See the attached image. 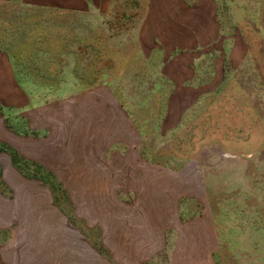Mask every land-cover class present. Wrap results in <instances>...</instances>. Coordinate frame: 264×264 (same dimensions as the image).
I'll list each match as a JSON object with an SVG mask.
<instances>
[{
    "label": "rangeland",
    "instance_id": "1",
    "mask_svg": "<svg viewBox=\"0 0 264 264\" xmlns=\"http://www.w3.org/2000/svg\"><path fill=\"white\" fill-rule=\"evenodd\" d=\"M0 264H264V0H0Z\"/></svg>",
    "mask_w": 264,
    "mask_h": 264
}]
</instances>
